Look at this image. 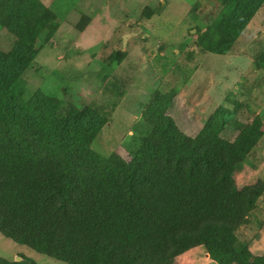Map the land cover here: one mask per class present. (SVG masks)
<instances>
[{
    "label": "trees",
    "instance_id": "16d2710c",
    "mask_svg": "<svg viewBox=\"0 0 264 264\" xmlns=\"http://www.w3.org/2000/svg\"><path fill=\"white\" fill-rule=\"evenodd\" d=\"M262 5L226 0L225 41L213 45L205 38L199 46L209 55L233 52ZM26 43L23 37L12 61L0 63V234L66 264H177L198 247L217 264H246L245 258L264 264V254L256 258L235 241L264 194V187L236 184L264 137L260 120L230 143L208 123L189 138L172 119L143 115L128 147L132 158L121 168L117 158L89 148L104 120L89 112L91 126L74 127L83 115L60 125L58 101L27 95L23 77L35 51ZM124 56L115 51L107 66ZM257 62L264 68V53ZM19 258L0 257V264H36Z\"/></svg>",
    "mask_w": 264,
    "mask_h": 264
},
{
    "label": "rangeland",
    "instance_id": "374dc122",
    "mask_svg": "<svg viewBox=\"0 0 264 264\" xmlns=\"http://www.w3.org/2000/svg\"><path fill=\"white\" fill-rule=\"evenodd\" d=\"M225 1L0 0V63L12 61L26 37L35 51L23 77L27 95L58 101L60 125L83 115L74 127L91 126L89 112L104 120L89 148L97 156L117 158L118 167L132 158L128 147L143 115L151 121L166 116L179 135L189 138L198 137L208 123L220 139L233 143L256 119L264 134V68L257 62L264 53V5L233 52L209 55L198 43L225 41ZM21 9L27 14L17 19ZM117 50L125 54L123 61L108 67ZM259 144L252 164L237 174L240 190L264 187V137ZM247 218L235 241L261 258L264 194ZM21 256L36 264H66L0 234V257L16 261ZM177 264L217 263L198 247Z\"/></svg>",
    "mask_w": 264,
    "mask_h": 264
},
{
    "label": "water",
    "instance_id": "95a60500",
    "mask_svg": "<svg viewBox=\"0 0 264 264\" xmlns=\"http://www.w3.org/2000/svg\"><path fill=\"white\" fill-rule=\"evenodd\" d=\"M21 260V258H17V261H20Z\"/></svg>",
    "mask_w": 264,
    "mask_h": 264
}]
</instances>
